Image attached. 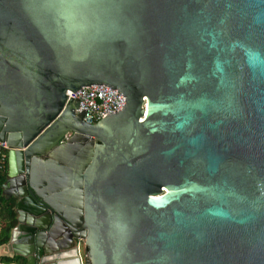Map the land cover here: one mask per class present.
I'll use <instances>...</instances> for the list:
<instances>
[{"label":"water","instance_id":"1","mask_svg":"<svg viewBox=\"0 0 264 264\" xmlns=\"http://www.w3.org/2000/svg\"><path fill=\"white\" fill-rule=\"evenodd\" d=\"M0 140L26 264H264V0H0Z\"/></svg>","mask_w":264,"mask_h":264},{"label":"built area","instance_id":"2","mask_svg":"<svg viewBox=\"0 0 264 264\" xmlns=\"http://www.w3.org/2000/svg\"><path fill=\"white\" fill-rule=\"evenodd\" d=\"M74 100L78 101L77 113L84 114V121L89 124H97L109 114L120 112L125 106L123 94L107 85L86 86L78 90ZM10 147L0 140V168L7 165ZM82 264L84 257L82 256Z\"/></svg>","mask_w":264,"mask_h":264},{"label":"trees","instance_id":"3","mask_svg":"<svg viewBox=\"0 0 264 264\" xmlns=\"http://www.w3.org/2000/svg\"><path fill=\"white\" fill-rule=\"evenodd\" d=\"M8 177V159L5 168H0V246L7 245L11 241L12 233L18 226L17 199L4 195L3 186ZM0 262L25 264V259L20 256L13 258L1 257Z\"/></svg>","mask_w":264,"mask_h":264},{"label":"crops","instance_id":"4","mask_svg":"<svg viewBox=\"0 0 264 264\" xmlns=\"http://www.w3.org/2000/svg\"><path fill=\"white\" fill-rule=\"evenodd\" d=\"M18 201V199H17ZM14 256H18L15 255L14 253H11L10 248L7 245H3L0 246V258L1 257H9V258H13ZM27 263V261L25 260V264ZM0 264H20V263H4V262H0Z\"/></svg>","mask_w":264,"mask_h":264},{"label":"rangeland","instance_id":"5","mask_svg":"<svg viewBox=\"0 0 264 264\" xmlns=\"http://www.w3.org/2000/svg\"><path fill=\"white\" fill-rule=\"evenodd\" d=\"M85 251H84V249H83V252H82V256L85 258V253H84Z\"/></svg>","mask_w":264,"mask_h":264}]
</instances>
